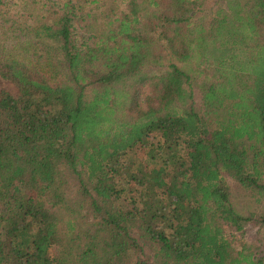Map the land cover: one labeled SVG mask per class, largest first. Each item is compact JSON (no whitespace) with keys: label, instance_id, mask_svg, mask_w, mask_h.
<instances>
[{"label":"trees","instance_id":"1","mask_svg":"<svg viewBox=\"0 0 264 264\" xmlns=\"http://www.w3.org/2000/svg\"><path fill=\"white\" fill-rule=\"evenodd\" d=\"M75 1L31 0L34 51L0 50V264H264L227 182L264 197V0H120L86 48Z\"/></svg>","mask_w":264,"mask_h":264},{"label":"rangeland","instance_id":"2","mask_svg":"<svg viewBox=\"0 0 264 264\" xmlns=\"http://www.w3.org/2000/svg\"><path fill=\"white\" fill-rule=\"evenodd\" d=\"M92 1H94L92 3ZM30 2V5H28ZM225 0H202V8L197 11L194 16V22L201 24L213 17L215 10L220 8L224 4ZM4 9H2V16L0 17V50L8 51L14 55H21L28 51L32 53L35 45L33 42V35L31 34L32 27L40 25L39 19L43 15V11L40 6L31 4V0H5ZM75 3L79 6L76 12V19L74 20L73 27V39L75 43L83 48L92 45L94 39L99 38L107 31L109 15L112 11L118 14L125 8V5L120 0H76ZM18 27L17 31L9 29L10 25ZM18 30H24L25 33H19ZM5 56L7 52L0 53ZM32 57V55L30 56ZM44 57L35 61L42 67L46 66L51 69L55 63L46 64L43 61ZM191 68H196V61L190 60ZM159 70H155L157 72ZM199 77L194 78L188 89L191 90L194 102L200 106L201 95L206 88L205 80L208 81L210 74L205 73L198 74ZM207 76V78H206ZM0 91L9 93L15 96L17 94L16 86L10 81L0 78ZM227 182L230 185V189L233 196V201L236 206L242 208L243 212H252L257 216L264 214V197L261 198L254 191L245 190L238 187L231 179ZM69 188L65 191L64 202L71 203L78 196L77 189L68 181ZM65 212L57 213L61 217L63 215L66 219ZM81 213L86 214V210H82ZM64 221L60 219L59 234L62 240V244L65 245L68 242L70 233L67 231ZM244 241L252 245L254 248L258 247V239L254 241L250 239L249 234L245 233ZM153 249L151 250L152 254Z\"/></svg>","mask_w":264,"mask_h":264}]
</instances>
